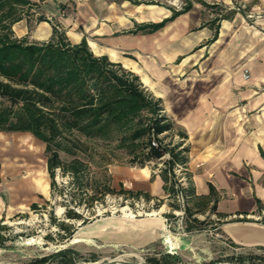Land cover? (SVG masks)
Instances as JSON below:
<instances>
[{
	"label": "crops",
	"instance_id": "0c3cea01",
	"mask_svg": "<svg viewBox=\"0 0 264 264\" xmlns=\"http://www.w3.org/2000/svg\"><path fill=\"white\" fill-rule=\"evenodd\" d=\"M27 1L15 35L45 42L56 25L73 44L86 39L96 56L139 76L162 101L175 134L187 136L180 141L190 148L186 171L198 196L191 205L215 188L217 211L211 201L196 216L212 220L216 235L238 249L264 254V0ZM187 3L191 9L163 28L128 33ZM247 13L261 17L249 21ZM154 189L166 193L159 175Z\"/></svg>",
	"mask_w": 264,
	"mask_h": 264
},
{
	"label": "trees",
	"instance_id": "16d2710c",
	"mask_svg": "<svg viewBox=\"0 0 264 264\" xmlns=\"http://www.w3.org/2000/svg\"><path fill=\"white\" fill-rule=\"evenodd\" d=\"M28 4L27 0H0V97L9 103L0 109V132H30L44 142L53 191L57 188V170L70 176L72 184H77V189L82 192H89L91 187L84 180L88 162L77 156L69 146L74 142L73 137L98 141L106 146L117 143L118 149L130 148L135 159L133 162L139 159L141 166L163 161L161 176L164 190L174 198L180 190L186 199V232L204 231L210 219L200 220L196 215L204 212L211 201L213 206L210 211H217L215 188L210 185V197L198 198L199 201L191 205L198 197L191 174L184 173L186 185L180 183L174 174L177 165L186 168L189 162L190 148L184 145L183 140L187 136L183 132H178L183 140L171 143L170 147L152 146L153 134L168 133L171 137L176 133L174 122L163 113L162 101L152 96L139 76L108 56H96L86 39L73 44L56 25L48 41L31 42L27 37L18 38L13 26L23 18L20 8ZM191 7L187 3L170 18L140 26L128 33H153L187 13ZM39 20L46 21V18L41 16ZM220 20L216 18L213 23ZM217 36L218 30L214 39ZM61 152L73 155V159L63 160ZM95 189L96 194L89 201H98L97 197H100V201L104 202L108 195L132 196L138 200L144 198L147 202L155 199L150 193L128 190L123 185L116 190L108 176L96 182ZM164 203L161 200L155 208L162 207ZM31 207L37 209L38 204L34 203ZM172 207L179 209L177 204ZM66 217L87 222L71 209H68ZM219 217L225 218L222 214ZM58 226L69 235L73 233L72 227L64 222ZM57 257H61L58 264L74 263V252L64 250L52 258L37 260L36 264H44ZM180 260L178 256L167 253L150 258L149 263L179 264ZM236 261L264 264V254L241 255Z\"/></svg>",
	"mask_w": 264,
	"mask_h": 264
},
{
	"label": "rangeland",
	"instance_id": "374dc122",
	"mask_svg": "<svg viewBox=\"0 0 264 264\" xmlns=\"http://www.w3.org/2000/svg\"><path fill=\"white\" fill-rule=\"evenodd\" d=\"M8 105L0 97V109ZM73 138L69 146L88 162L84 180L91 185L89 192L77 189L72 178L60 170L53 191L44 142L30 132H0V264H36L64 250L74 252L73 264H150V258L167 253L178 256L179 264H250L239 263L236 258L257 254L240 250L216 235L212 220L204 231H184L186 215L177 216L178 209L172 207L178 205L176 198L152 190L156 176L162 178L163 161L141 166V160L133 162L130 148ZM180 139L176 134L168 138L171 143ZM60 155L65 161L73 159L67 152ZM174 174L178 180L182 177L177 168ZM106 176L116 190L123 185L128 190L150 193L155 199L147 202L144 198L108 195L104 202L100 197L89 201L96 194V182ZM161 200L164 205L155 208ZM34 203L37 209L31 207ZM68 209L87 222L68 219ZM61 222L72 227L71 235L58 226ZM60 260L57 257L44 264H58Z\"/></svg>",
	"mask_w": 264,
	"mask_h": 264
},
{
	"label": "built area",
	"instance_id": "2783aa9c",
	"mask_svg": "<svg viewBox=\"0 0 264 264\" xmlns=\"http://www.w3.org/2000/svg\"><path fill=\"white\" fill-rule=\"evenodd\" d=\"M172 2H173L174 5L178 4L176 0H173ZM235 9L238 10V11H243L245 9V6L239 4L238 6L235 7ZM246 17H247V19L249 21H255L256 19L260 18L261 15L260 14H254V13H247ZM244 78L246 80L250 79V74H249L248 71H246L244 73ZM168 138H169L168 133H164V134H161L159 136H155L153 134L152 138H151V144H152L153 147H156V148L170 147L171 146V142H169ZM177 138L179 139L180 137L177 136ZM167 157H169V155H167ZM176 168H177V171L180 172L181 175H182V177L178 181L180 183L182 182V184L185 185L184 173L186 172L187 169L184 166H182V165H177ZM176 200H177V203H178V206H179V209L176 212L177 216L181 215L182 218H183V215H185L186 199H185L184 194L180 190L177 191ZM183 230L186 231V227Z\"/></svg>",
	"mask_w": 264,
	"mask_h": 264
}]
</instances>
